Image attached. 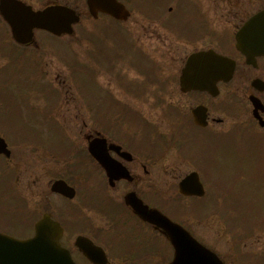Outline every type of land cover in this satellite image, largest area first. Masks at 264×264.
Returning a JSON list of instances; mask_svg holds the SVG:
<instances>
[{
    "label": "flooded vegetation",
    "instance_id": "1",
    "mask_svg": "<svg viewBox=\"0 0 264 264\" xmlns=\"http://www.w3.org/2000/svg\"><path fill=\"white\" fill-rule=\"evenodd\" d=\"M8 1L34 9L61 2ZM8 1L0 0V20H4L1 5ZM179 1L164 0L154 12L147 9L148 12L136 14L140 26L150 32L148 37L159 39L161 47L152 51L142 49L133 41L132 29L125 27L135 49L148 59L150 68L139 65L130 54L121 53L109 63L108 71L115 77L107 80V85L96 82L92 99L90 93H85L87 89L80 86L83 99L74 105L68 99L58 100L56 85L51 84L54 94L37 96L48 103L47 112H39L38 119L33 117L34 123L30 125L38 129L40 139L11 142L1 134L12 155L0 154L5 165L0 174V191L16 193L24 213L21 224L27 229L19 232L9 221L0 220L1 232L27 238L34 234L38 220L49 215L62 227L61 245L70 250L78 264H95L76 246L78 236L90 237L105 250L110 262L122 264L130 259L127 246L120 244L123 241L114 243L108 239L110 232L128 228L126 221L133 220L134 230L143 229L142 234L130 233V237H139L133 240L140 257L153 256L146 246L155 238L163 237L170 242L161 228L144 221L126 203L127 194L134 193L150 208L166 213L207 244L201 233L212 228V193H264V55L248 59L237 48L235 35L246 20L239 6L226 0L232 9L222 10L219 16L223 22L217 30L219 26L213 29L212 15L206 12H211V4L210 9L203 11L200 7L205 5L203 0H193L201 12L200 20L194 21L193 31L181 32L171 22L175 14L173 6L179 5ZM130 2L126 5L139 4L138 0ZM165 5H170L168 13L164 11ZM233 10L236 12L230 13ZM14 11V8L5 9V12ZM132 15L120 23L127 26ZM159 28H169L174 34L160 33ZM202 51L224 56L225 59L215 60L219 74L216 78L212 75L213 57L202 56L191 65L190 83L195 86L185 88L181 80L187 59ZM126 58L132 59L131 65L144 75L140 80L125 81L123 69L127 71V68L122 65L116 70V65ZM230 60L234 70L227 76ZM29 96L31 106V101L37 99ZM68 113L71 114L67 116ZM43 130L56 136L55 147L43 144ZM74 133L79 134V139H75ZM195 134L199 135L202 150L205 138L213 143L209 152L199 156L189 150ZM13 147L34 149L30 151V162L16 159L17 150ZM166 147L188 154L196 167L185 174L165 170ZM191 172H198L204 184L203 195L180 193L179 182ZM214 179H220L224 188L215 189ZM165 200L179 211L178 215L166 212ZM117 208L118 218L124 221L120 227ZM126 210L131 214L130 219Z\"/></svg>",
    "mask_w": 264,
    "mask_h": 264
},
{
    "label": "rangeland",
    "instance_id": "2",
    "mask_svg": "<svg viewBox=\"0 0 264 264\" xmlns=\"http://www.w3.org/2000/svg\"><path fill=\"white\" fill-rule=\"evenodd\" d=\"M59 1L71 4V6L76 7L82 12L83 20L76 25L75 33L71 35L59 37L46 31H38L36 35V44H31L30 46L22 48L12 44L13 42H11L12 45H10L4 33L7 26L5 27L4 24L2 25L0 23V132L5 134L11 142H16L23 138L40 139L38 129L31 128L30 125L34 123L33 117L38 119L39 112H47L46 106L48 103L43 99L37 101L33 100L31 101V106L34 107H31L28 105V100H30L29 95H33L32 98L37 99V96L43 94V92L45 95L54 94L55 91L51 86V84H54L56 85V90L59 95L58 100L64 102V100L68 99L71 100L74 105L75 103H80L83 99L82 95L79 94V86L77 85V83H79L80 86L87 89L85 93H90L89 98L92 99L94 94H96L94 88L96 82H99L101 85H107V80L115 77L114 74L110 73L105 68L103 60L112 61L121 53L130 54L133 60L144 68L151 67L148 59L142 52L135 49L133 42L129 38L128 32H126L124 26L120 25L119 22L108 19L107 17L93 19L85 6V0ZM163 1L164 0H138L140 6H134L137 11L134 12L133 10L132 17L126 22L127 26L125 27H128L130 30L132 29L131 34L133 36V41L142 49L146 48L152 51L157 47H161L162 43L153 36L148 37L150 32L144 30L140 26V23H138V12H140V9L146 10L147 12V9H149V11L154 12L156 8L161 7L157 5ZM181 1L183 3V5H181L182 9L173 14L171 22L174 23L181 32H191L195 29L194 21L200 20L201 12L197 5L192 2L193 0H191L190 3H187V0ZM230 2L232 4L241 2L240 4L244 5L242 9L246 12L253 11L264 5V0H231ZM172 3L175 2L172 1ZM203 3L205 5H200L203 11L205 8L210 9L211 4V12H209L210 10H206V12L212 15L213 29L219 26L217 30H220V24L223 22L220 19V13L226 8H232L227 6L226 0H211V2H209V0H203ZM235 12L236 11L233 10L230 13ZM227 18L233 21L231 16ZM231 26L232 25H230L229 28L233 29ZM233 30H231V33ZM159 31L160 33L167 32L171 35L174 34L173 30L169 28H159ZM8 35L10 36V32ZM94 57L97 60L95 68L92 65ZM133 60L126 58L116 65L117 71L120 65H122L123 68H127V71L123 69V78H125V81H137L140 80L141 76H144L139 73L138 68L131 65ZM84 63L86 64L85 70L89 74H85L81 69V72L79 70L80 65ZM92 71L93 73H91ZM65 78H67V80H65ZM59 80H63L62 83L59 84ZM33 85L36 86L32 87ZM103 88H108V86ZM84 103H87L86 98ZM69 114L71 113H68L67 116ZM149 117H151V115ZM74 135L76 140L79 139L78 133H74ZM198 138L199 135L195 134L193 138L194 141L189 144L188 148L190 151L200 156L202 152H209L212 149L213 143L205 138V147L204 150H202L200 145L201 142ZM42 140L44 141V145L48 144L55 147L57 144L56 136H50L47 130H43ZM148 143L150 145L151 141L148 140ZM15 150H17L15 158H23L25 162H30V151H35L32 148H14V151ZM165 153L163 163L165 170H176L175 172L185 174L186 171L196 167L188 154L182 151H175L174 147H166ZM3 166L5 168L3 160H0V174ZM39 168H41L40 165ZM171 182L172 181H170V183ZM213 185L217 188H224L223 182L220 179H214ZM223 194L225 195L226 223H222L219 220V213H222V215L224 213L218 209L219 203L222 207L224 197L221 193H213L211 203L213 206L211 210V212L213 211L212 228L210 230L204 228L206 232H200L201 235L207 240V243H209L207 245L218 252L227 264H264V193ZM166 195L168 194L166 193ZM16 196V193H13V191L8 193L0 191V220L9 221V223L15 225L14 229L19 232L27 231L25 226L21 224L24 219V213L22 209L19 208L20 203H18V198ZM2 199H5L4 204ZM164 206L174 215L179 214V211L173 209L174 207L172 205H168L166 200ZM191 207L192 205L190 204V208ZM126 212L130 219L131 214L127 210ZM228 220H230L231 225L234 223L233 230L227 229ZM119 223L121 226L123 225V223ZM128 225L130 226L129 223ZM223 225L224 229H226L225 233H220V230H223ZM200 227L203 229L202 225ZM132 231L142 234L143 229H127L124 232V235H126L124 237L123 235L121 236V233L112 231L109 233L110 236L108 241L115 243L123 241L130 243V245L135 244L133 243V239L139 237H130ZM156 240L157 249L161 252L164 251V255L155 257L164 256L166 260L156 261L137 257L133 260H129L131 261L130 264L167 263L171 259L173 251L169 248L167 241L163 237H158ZM138 252H133V254ZM259 259L263 260L259 262Z\"/></svg>",
    "mask_w": 264,
    "mask_h": 264
},
{
    "label": "water",
    "instance_id": "3",
    "mask_svg": "<svg viewBox=\"0 0 264 264\" xmlns=\"http://www.w3.org/2000/svg\"><path fill=\"white\" fill-rule=\"evenodd\" d=\"M91 12L97 15L103 10L122 18L128 14L126 7L118 0H88ZM14 38L27 43L33 39L34 29L43 28L55 34L72 33L73 24L79 21L76 11L65 5H50L41 10L23 7L19 13L6 15ZM238 46L247 55L264 54V8L252 15L237 33ZM192 60V59H191ZM5 147L4 140L0 137ZM184 192H201L202 185L193 174L181 182ZM143 218L164 228L175 248L174 258L169 264H223L210 249L199 243L181 225L171 221L157 210L143 205L136 206ZM56 227L45 220L37 225L36 235L20 240L0 233V264H76L70 253L62 248L56 237ZM94 245V244H93ZM88 243L85 253L95 262H106L99 249ZM99 254L100 258H96ZM13 255V256H12Z\"/></svg>",
    "mask_w": 264,
    "mask_h": 264
}]
</instances>
